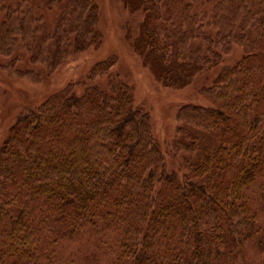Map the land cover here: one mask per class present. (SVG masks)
I'll list each match as a JSON object with an SVG mask.
<instances>
[{
    "label": "trees",
    "instance_id": "16d2710c",
    "mask_svg": "<svg viewBox=\"0 0 264 264\" xmlns=\"http://www.w3.org/2000/svg\"><path fill=\"white\" fill-rule=\"evenodd\" d=\"M123 3L143 14L132 51L163 88L241 49L200 89L210 106L176 113L177 152L199 151L189 128L215 143L186 172L169 169L115 58L96 63L25 108L0 146V264H264V0ZM0 10L9 75L41 80L17 67L21 54L52 73L100 44L94 0H65L51 30L28 3Z\"/></svg>",
    "mask_w": 264,
    "mask_h": 264
},
{
    "label": "rangeland",
    "instance_id": "374dc122",
    "mask_svg": "<svg viewBox=\"0 0 264 264\" xmlns=\"http://www.w3.org/2000/svg\"><path fill=\"white\" fill-rule=\"evenodd\" d=\"M45 1L0 0V6L28 3L36 13L43 15L47 30H51L65 0H61L60 5L53 10L45 7ZM94 1L99 7V46L68 58L67 62L52 73L43 66L31 64L27 55L21 54V62L17 67L20 70L39 72V81L12 76L0 69V146L9 128L25 108L36 107L68 84L83 81L96 63L114 57L116 62L113 71L133 88L135 102L150 114L153 136L160 146L167 167L180 174L186 172V167L195 163L204 147L213 145L215 141L210 132L189 128L190 137H194L199 143V151L193 156L177 152L173 146L174 141L177 138L183 141L184 138L176 130L179 126L176 113L185 104L210 106V102L200 95V89L211 85L222 66L237 62L242 55L241 49L234 46L232 53L225 55L222 62L215 64L204 74L196 76L189 87L181 90L163 88L132 51L131 42L138 35L143 20L141 11H129L123 0ZM206 5L209 7V0H206ZM2 20L3 13L0 10V23ZM8 62L9 58L0 56V65Z\"/></svg>",
    "mask_w": 264,
    "mask_h": 264
}]
</instances>
